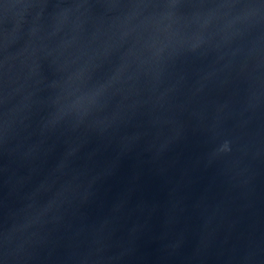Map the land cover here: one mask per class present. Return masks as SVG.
Returning <instances> with one entry per match:
<instances>
[{"label": "water", "instance_id": "water-1", "mask_svg": "<svg viewBox=\"0 0 264 264\" xmlns=\"http://www.w3.org/2000/svg\"><path fill=\"white\" fill-rule=\"evenodd\" d=\"M0 264H264V0H0Z\"/></svg>", "mask_w": 264, "mask_h": 264}]
</instances>
